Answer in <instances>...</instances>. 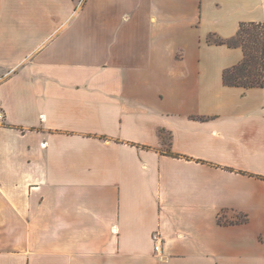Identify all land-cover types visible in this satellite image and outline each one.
<instances>
[{
	"label": "crops",
	"instance_id": "crops-1",
	"mask_svg": "<svg viewBox=\"0 0 264 264\" xmlns=\"http://www.w3.org/2000/svg\"><path fill=\"white\" fill-rule=\"evenodd\" d=\"M243 22L264 0H0V264H264V86L207 41Z\"/></svg>",
	"mask_w": 264,
	"mask_h": 264
},
{
	"label": "trees",
	"instance_id": "trees-1",
	"mask_svg": "<svg viewBox=\"0 0 264 264\" xmlns=\"http://www.w3.org/2000/svg\"><path fill=\"white\" fill-rule=\"evenodd\" d=\"M207 41L230 48L240 47L243 50V60L223 71L222 80L225 86L243 89L264 86V22H243L239 24L234 37L221 39L211 35Z\"/></svg>",
	"mask_w": 264,
	"mask_h": 264
},
{
	"label": "built area",
	"instance_id": "built-area-1",
	"mask_svg": "<svg viewBox=\"0 0 264 264\" xmlns=\"http://www.w3.org/2000/svg\"><path fill=\"white\" fill-rule=\"evenodd\" d=\"M4 120H5V111L0 104V123L4 122ZM153 240H154V250L158 251L159 250V238L157 234L153 235Z\"/></svg>",
	"mask_w": 264,
	"mask_h": 264
}]
</instances>
